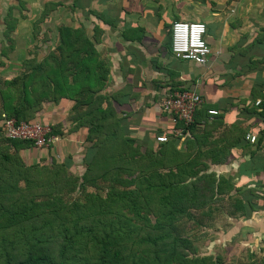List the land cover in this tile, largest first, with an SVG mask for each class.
Returning a JSON list of instances; mask_svg holds the SVG:
<instances>
[{
	"label": "trees",
	"instance_id": "1",
	"mask_svg": "<svg viewBox=\"0 0 264 264\" xmlns=\"http://www.w3.org/2000/svg\"><path fill=\"white\" fill-rule=\"evenodd\" d=\"M59 4L44 2L34 36ZM3 20L12 50L17 18L10 7ZM101 34L61 24L52 48L23 58L14 76L0 77V264H222L197 252L188 226L230 187L211 166L224 160L228 146L247 140L246 132L226 125L211 139L222 121L200 106L191 123H175L180 136L170 130L154 144L125 133L113 95L104 93L108 66L96 48ZM0 52L7 53L3 39ZM258 96L264 120V86ZM62 98L74 102L73 128H86L88 145L74 172L71 155L25 163L21 151L33 142L2 129L4 116L39 121L43 105ZM49 125L54 140L64 136L62 122Z\"/></svg>",
	"mask_w": 264,
	"mask_h": 264
},
{
	"label": "crops",
	"instance_id": "2",
	"mask_svg": "<svg viewBox=\"0 0 264 264\" xmlns=\"http://www.w3.org/2000/svg\"><path fill=\"white\" fill-rule=\"evenodd\" d=\"M28 1L39 17L44 2L55 0ZM34 20L22 18L17 26H28L26 35L32 37ZM175 20L205 23L210 47L205 64L173 56L169 25ZM42 23L83 26L89 36L102 30L96 48L108 66L104 93L113 95L125 133L154 144L156 136L167 135L175 123L161 110V100L181 88L200 94L202 108L218 111L222 124L211 139L226 125L256 136L228 146L224 160L211 166L230 187L188 227L199 254L218 257L222 264H264V120L256 103L264 86V0H62ZM73 104L62 98L36 114V120L63 124L64 136L52 144L69 152L55 155L58 161L74 159V152L88 145L86 128H73Z\"/></svg>",
	"mask_w": 264,
	"mask_h": 264
},
{
	"label": "built area",
	"instance_id": "3",
	"mask_svg": "<svg viewBox=\"0 0 264 264\" xmlns=\"http://www.w3.org/2000/svg\"><path fill=\"white\" fill-rule=\"evenodd\" d=\"M206 25L201 21L175 20L171 23V52L174 57L205 64L210 54V47L205 41ZM259 99L256 103H259ZM202 103L200 94L191 89H175L162 98L161 110L170 116L174 123H191L194 114ZM216 109H209L210 115L217 114ZM4 116V114H3ZM2 129L9 138L25 139L33 142L35 147L49 146L54 137L49 135L51 127L42 121H16L4 116ZM174 135H182V128L172 129ZM166 134L156 136L157 142L167 140ZM246 139L253 142L254 134H247Z\"/></svg>",
	"mask_w": 264,
	"mask_h": 264
},
{
	"label": "rangeland",
	"instance_id": "4",
	"mask_svg": "<svg viewBox=\"0 0 264 264\" xmlns=\"http://www.w3.org/2000/svg\"><path fill=\"white\" fill-rule=\"evenodd\" d=\"M59 3L62 2V0H55ZM30 5V2L27 0H0V45L1 41L3 39L4 44L6 45L7 53L2 54L0 52V77L1 78H10L17 74L20 71V63L23 58L30 55H39L42 56L44 52L50 47H53L54 41H55V34L57 27H51L48 25L49 23H39L38 24V34L36 36L28 37L26 34L28 30V26H22L18 25V23L21 22L22 18L29 17V19H36V15L34 16L32 12L34 10H29L27 6ZM8 7L11 8V13L13 16L17 18L16 28L10 32V36L12 37L13 41V48L11 50L10 48V42L5 40V37L2 33L5 27L4 23V16L8 10ZM60 18L62 19L61 13H59ZM33 17V18H32ZM47 22V20H46ZM22 23V22H21ZM28 23V22H24ZM33 23V22H32ZM21 26V27H19ZM59 26V25H58ZM30 28V27H29ZM47 29V31L45 30ZM45 34H47L48 37H45ZM3 136L0 134V145L3 144L4 140L2 139ZM54 146H58L57 150L52 149ZM32 151H26L23 152L22 159L25 163L30 164L33 162H39V163H49L52 159V156H54L56 159H61L59 157H56L55 155H63V153L69 152V149L62 144L58 145H50V146H43L38 148H32ZM84 151V146H82V150L78 149L79 154H77V151L74 152V159H73V166L71 167V172H74L78 169H81V153ZM102 189L101 192L104 193L106 190V187H103L101 184ZM92 190L89 188V191ZM82 193H76L73 198L80 196L82 197ZM66 198V197H65Z\"/></svg>",
	"mask_w": 264,
	"mask_h": 264
}]
</instances>
